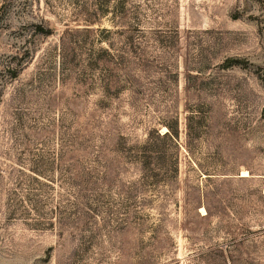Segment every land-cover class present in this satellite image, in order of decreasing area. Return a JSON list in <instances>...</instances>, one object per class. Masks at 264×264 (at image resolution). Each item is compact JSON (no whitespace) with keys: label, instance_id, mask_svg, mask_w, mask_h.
I'll use <instances>...</instances> for the list:
<instances>
[{"label":"rangeland","instance_id":"374dc122","mask_svg":"<svg viewBox=\"0 0 264 264\" xmlns=\"http://www.w3.org/2000/svg\"><path fill=\"white\" fill-rule=\"evenodd\" d=\"M0 264H264V0H0Z\"/></svg>","mask_w":264,"mask_h":264},{"label":"trees","instance_id":"16d2710c","mask_svg":"<svg viewBox=\"0 0 264 264\" xmlns=\"http://www.w3.org/2000/svg\"><path fill=\"white\" fill-rule=\"evenodd\" d=\"M41 27H39L40 29ZM41 31L45 34V35H50L51 34V29L47 28V29H41Z\"/></svg>","mask_w":264,"mask_h":264},{"label":"bare ground","instance_id":"6f19581e","mask_svg":"<svg viewBox=\"0 0 264 264\" xmlns=\"http://www.w3.org/2000/svg\"><path fill=\"white\" fill-rule=\"evenodd\" d=\"M201 211V210H200ZM203 211V210H202Z\"/></svg>","mask_w":264,"mask_h":264}]
</instances>
